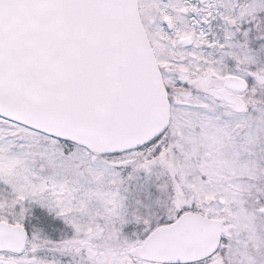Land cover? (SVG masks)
<instances>
[{"label":"snow or ice","instance_id":"snow-or-ice-1","mask_svg":"<svg viewBox=\"0 0 264 264\" xmlns=\"http://www.w3.org/2000/svg\"><path fill=\"white\" fill-rule=\"evenodd\" d=\"M0 264H264V0H0Z\"/></svg>","mask_w":264,"mask_h":264}]
</instances>
